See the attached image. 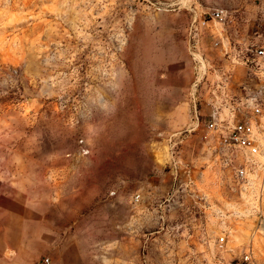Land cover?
Returning <instances> with one entry per match:
<instances>
[{
	"label": "rangeland",
	"instance_id": "rangeland-1",
	"mask_svg": "<svg viewBox=\"0 0 264 264\" xmlns=\"http://www.w3.org/2000/svg\"><path fill=\"white\" fill-rule=\"evenodd\" d=\"M215 8L230 20L211 28L244 35L255 64L264 50V0H0V182L9 181L12 196L26 190L32 208L46 209H63L68 197L71 207H131L136 194L140 204L148 195L162 201L173 183L167 136L190 121L194 69L184 31L193 12ZM184 156L194 171L206 168L207 183L218 185L212 202L224 212L209 220L199 251L212 250L229 225L227 260L250 239L256 215L245 210L257 203L227 190L226 171L212 167L203 145ZM186 179L182 172L177 183ZM185 202L176 196V206ZM182 217L175 211L171 219ZM172 231L157 240L152 264H186L181 228ZM254 242L264 264V236ZM44 247L12 240L0 264L51 260ZM56 255L51 264H62Z\"/></svg>",
	"mask_w": 264,
	"mask_h": 264
},
{
	"label": "crops",
	"instance_id": "crops-1",
	"mask_svg": "<svg viewBox=\"0 0 264 264\" xmlns=\"http://www.w3.org/2000/svg\"><path fill=\"white\" fill-rule=\"evenodd\" d=\"M222 30L211 28L203 39L209 67L207 78L215 84H226L230 96L241 100L262 87L263 80L253 70L244 35H228L226 29ZM215 41L220 43L214 45ZM185 42L187 45L186 37ZM192 77L191 69L188 86ZM201 143L199 133L187 136L182 145L183 156L188 149L201 150ZM205 171V167L194 171V188L212 204L213 189L218 185L207 183ZM227 190L231 192L228 186ZM18 194V198L12 196L9 181L0 182V253L9 249L12 240L18 244L29 240L45 244L51 260L60 253L62 264H152L154 245L161 236L173 233V227L181 228L177 240L179 255L191 264L193 254L200 252L197 243L204 237L209 220L217 218L186 191H175L173 183L162 201L154 202V195H148L147 202L140 204L143 199L139 197L131 207L123 201L114 207L97 202H78L71 207L68 197L62 203L63 209L32 208L26 190ZM176 196H183L187 202L176 206ZM175 211L182 212L183 217L172 221ZM46 258L51 264L50 258Z\"/></svg>",
	"mask_w": 264,
	"mask_h": 264
},
{
	"label": "built area",
	"instance_id": "built-area-1",
	"mask_svg": "<svg viewBox=\"0 0 264 264\" xmlns=\"http://www.w3.org/2000/svg\"><path fill=\"white\" fill-rule=\"evenodd\" d=\"M229 20L230 14L225 8L193 12L190 16L185 35L195 74L189 90L190 121L183 129L167 136V164L175 191H186L203 208L211 209L214 216L224 217L222 209L215 203L209 204L194 188V168L182 153L187 136L199 133L205 151L212 156V167L226 171L224 176L229 190L236 192L241 200L257 203L245 210L256 215L255 229L240 252L225 260L223 254L232 249L228 246L232 229L225 225L215 238L212 250L205 254L194 253L191 264H260L254 236H264V208L261 204L264 197V85L250 91L244 99L236 100L227 92L226 84H215L207 78L209 67L203 39L212 24L225 26ZM219 43L215 41L214 45ZM256 55L252 67L264 84V50H256ZM80 143L83 145V140ZM82 152L88 153V149H82ZM182 172L187 179L177 183ZM139 197L136 194L134 201ZM205 255L207 257H203ZM41 264H49V259L43 258Z\"/></svg>",
	"mask_w": 264,
	"mask_h": 264
}]
</instances>
